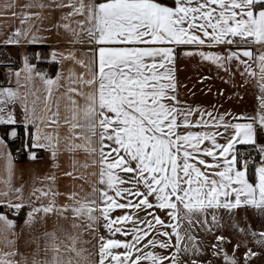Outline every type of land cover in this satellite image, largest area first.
<instances>
[{
	"label": "snow or ice",
	"instance_id": "snow-or-ice-1",
	"mask_svg": "<svg viewBox=\"0 0 264 264\" xmlns=\"http://www.w3.org/2000/svg\"><path fill=\"white\" fill-rule=\"evenodd\" d=\"M16 6V0H0L5 9ZM24 7L40 11L13 12L22 27L0 43H42L37 23L46 18L43 11L60 10L62 23L53 27L63 29L72 48L51 55L74 67L53 79L24 58L16 86H0V150L22 127L30 160L42 150L60 169L66 154L64 177L82 183L61 193L52 172L25 195L24 186L11 184V151H0L9 176L0 206L14 216L30 209L20 232L0 213V264H199L197 233L219 229L221 212L232 217L237 209H252L264 219V0H30ZM181 55L238 71L245 83L252 78L255 115L182 101ZM36 78L46 92L43 106ZM62 80L68 103L63 137L59 100L52 106ZM25 229V246L36 245L30 252L18 247ZM247 234L264 245V230L249 226ZM216 241L214 256L240 264L235 251L241 244L229 256L223 245L230 241ZM256 255L248 249L245 264Z\"/></svg>",
	"mask_w": 264,
	"mask_h": 264
},
{
	"label": "crops",
	"instance_id": "crops-1",
	"mask_svg": "<svg viewBox=\"0 0 264 264\" xmlns=\"http://www.w3.org/2000/svg\"><path fill=\"white\" fill-rule=\"evenodd\" d=\"M29 2L30 0H16L17 6L10 10L0 7V40L6 39L15 29L22 27L19 16H13V12L20 14L25 12L36 13L40 11L38 8L24 7ZM61 14L60 10L50 11L45 9L43 11V15L46 18L42 24L37 23V27L41 28L38 35L42 38V43H22L18 45L0 43V86H16L15 73L23 68L25 57H27L29 63L34 66L37 63L49 64L52 69L51 78L53 79L60 72H62L64 76L68 75V69L74 67L72 62L65 61L63 63H56L53 61L51 55L53 52L57 51L66 53L72 48V45L66 43V36L63 29L61 28L58 30L53 27V25L57 23H62L60 20ZM38 53L40 54L39 56H37ZM77 56H80L79 52H77ZM76 71L80 72L82 70L76 67ZM176 78L179 85L178 90L180 99L194 108L200 106L201 108L210 111L215 110L219 113L230 112L234 116L242 114L255 115L257 107L256 96L258 91L255 87V81L249 77V83H245V79L241 77L238 71L234 70V74L233 72L226 73L210 63L201 62L199 57H185L181 55L176 62ZM20 82L21 84L24 83L23 72H21ZM33 83L34 88L39 90L38 95L40 96L41 106H43L44 97L46 95L44 85L39 78H36ZM61 84L65 86L61 87L59 91L55 93L52 106L53 110H55V101L58 99L61 122L60 134L63 137L68 134V126L64 124V117L68 114V103L64 97L66 91L65 81L62 80ZM20 91L23 93L25 89L21 87ZM76 99L80 100L79 97H76ZM80 103L82 104L83 101L80 100ZM23 134L25 135L24 132ZM24 143H26V137ZM0 151L5 153L11 151L12 153L10 142L7 148ZM44 154L45 156L42 159L30 160L29 154L21 160L14 159L13 175L11 177L12 186L16 188L24 186L25 195H27L30 187L33 185V181H35V187H41L43 183H46L44 177L50 175L52 172H55L58 178L57 187L61 193L70 191L73 183H82V181H72L64 177L63 171L67 170L68 163L66 154L62 156L59 161L60 169H53L52 161L48 153L44 151ZM80 159H83V156H81ZM8 180L9 176L6 160L0 158V190L6 189L4 182ZM85 190H88L87 185H85ZM59 202L64 203V198L60 197ZM29 210L28 207L22 208L21 217L11 216L6 211H0V213L8 215L9 219L15 220L17 224L16 231L20 232L21 228L24 226L23 222ZM12 211L14 210H11V212ZM251 211L252 214L256 216L257 220H259L260 230H264V219L255 214L254 210L251 209ZM223 214L228 215L226 212L220 213V215ZM54 219L55 218L49 220L46 230H52ZM44 230L45 229H41V231ZM214 231L215 230H213L212 233H214ZM28 238V230L25 229L21 239L18 241V247L21 251L30 252L35 249L36 245L34 243L27 247L25 246L24 241ZM246 243L245 239L242 244L239 242V244L244 247ZM235 245L237 244L234 238L231 243H227V247H231L232 249H230L232 252H229V256L234 254Z\"/></svg>",
	"mask_w": 264,
	"mask_h": 264
},
{
	"label": "rangeland",
	"instance_id": "rangeland-1",
	"mask_svg": "<svg viewBox=\"0 0 264 264\" xmlns=\"http://www.w3.org/2000/svg\"><path fill=\"white\" fill-rule=\"evenodd\" d=\"M251 212V213H250ZM221 217V227L219 229H214V233L206 234L203 231L197 233V239L200 243V248L202 255L199 257V264H224V260L221 256L213 255L212 245L216 244L217 236H224L227 240L231 241L235 239L236 244L239 242H244L246 240L247 246H241L235 252V256L239 259L240 264H245L244 262V251L251 249L253 252L257 253L248 264H264V245L258 244L250 234H247V229L251 226L252 230L259 231V220L256 216L252 214L251 209H237L232 217L229 215H220ZM233 222H235L238 227H233ZM245 229V232H240L239 229ZM233 229V230H232ZM210 246V247H209ZM225 251L229 254L232 252L231 247H227V243L223 245ZM231 249V250H230Z\"/></svg>",
	"mask_w": 264,
	"mask_h": 264
},
{
	"label": "built area",
	"instance_id": "built-area-1",
	"mask_svg": "<svg viewBox=\"0 0 264 264\" xmlns=\"http://www.w3.org/2000/svg\"><path fill=\"white\" fill-rule=\"evenodd\" d=\"M35 69H36V71L47 73L49 78H51V76H52V69H51L50 65L47 63L46 64L45 63H37V64H35ZM24 140H25V135L23 133H20L19 138H17V143L11 147L12 148V156L15 160H21L29 154L28 151L24 150V145H25ZM246 147L247 146H244L243 148H241V151H244L246 149ZM248 150H250V149H248ZM31 151H36V150L33 149ZM37 155H38L39 159H42L45 156L44 151H42V150L38 151Z\"/></svg>",
	"mask_w": 264,
	"mask_h": 264
},
{
	"label": "trees",
	"instance_id": "trees-1",
	"mask_svg": "<svg viewBox=\"0 0 264 264\" xmlns=\"http://www.w3.org/2000/svg\"><path fill=\"white\" fill-rule=\"evenodd\" d=\"M19 132H20V133H23V132H24V130H23L22 127H20ZM9 142H10V145H11V147H12V146H14V145L17 143V139H16L15 141H9ZM243 147H244V146H240V148H243ZM0 211H6L9 215L14 216V215L12 214L11 210H8V209L5 208V207L0 206ZM21 216H22V211H21L20 214H19V217H21Z\"/></svg>",
	"mask_w": 264,
	"mask_h": 264
}]
</instances>
